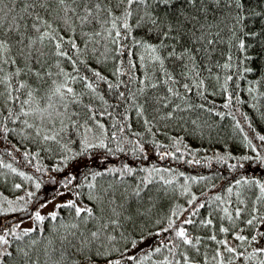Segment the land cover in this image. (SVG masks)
Masks as SVG:
<instances>
[{"label":"snow or ice","instance_id":"obj_1","mask_svg":"<svg viewBox=\"0 0 264 264\" xmlns=\"http://www.w3.org/2000/svg\"><path fill=\"white\" fill-rule=\"evenodd\" d=\"M250 3L251 0H0V135L6 137L18 133L22 139H30L39 145H56L66 153L62 158L65 165L74 161L89 169L92 181L106 175L116 178L107 188L89 182L86 185L88 203H83L82 194L75 192L77 199L56 206L74 213L73 222H61L59 227H53L56 236L55 240L46 238L44 264H121V259L113 256L119 251L117 234L121 240H130L132 247L143 241V236L138 241L130 239V234L125 232L129 226L135 228L140 218L151 214L153 197L147 193L150 192L148 185L152 183V174L172 170L141 168L140 171L148 173L140 181L143 187L121 188L124 177L133 176L137 171L134 167L124 163L121 167L91 171L93 166L87 161L96 156L104 163L109 154L124 152L129 143L135 144L134 153L145 151L142 144L128 136L132 132V113L143 121L145 131L151 133L154 120L176 119L177 112L186 110L181 104L174 103L173 98L185 100V97L173 87L178 80L169 70L168 62L179 61L185 69L183 75L187 76L190 71L198 77L199 54L203 52L211 60L215 50L212 46L224 44L229 52L237 48L245 54L244 60L237 61L238 68L244 65V74L255 71V62L247 55L250 45L246 40L258 38L261 33L248 31L247 19L264 16V9L258 12L250 7ZM94 63L97 67H93ZM109 63L112 70L105 75L101 68ZM81 66L91 72V77L81 71ZM216 67L230 70L232 56L228 55L222 65L217 62ZM207 71L211 76V67H207ZM232 79V75H226L221 86L225 92ZM169 84L173 86L162 89L163 85ZM204 84L201 79L197 87L203 89ZM77 85H80L79 90ZM182 87L186 92L192 91L187 83ZM199 95L203 96L204 91ZM230 102L231 98L224 107H229ZM192 107L191 103L187 104V109ZM165 109L167 111H163ZM6 122L18 124L19 128H10ZM132 135L140 134L132 132ZM259 140L264 142V135L259 136ZM113 143L115 148L110 146ZM73 144H78L79 149L73 151L70 146ZM247 146L256 153L254 157L236 158L228 153L218 155L217 160L227 163L229 159H235L236 163L228 165L230 170L243 169L244 162L253 160L264 165V155L252 147L251 141ZM169 155L172 154L160 153L161 158ZM7 167L11 168V165ZM75 179L69 174L63 187L71 191ZM85 179H88L87 175ZM161 179L166 185L173 183ZM199 179L209 178L201 176ZM191 180L196 182L197 178L193 176ZM234 186L241 189L235 193V201L216 195L210 203L219 202L217 209L222 212L218 217L221 222L218 233L232 235L240 244L233 247L228 239H218L216 233L206 237L192 235L186 225L213 226L211 212L209 218L199 222L193 219L206 206L199 203L179 224L180 214L174 210L167 227L156 232L157 236L161 232L170 234L153 249L155 253H161L162 249L168 253L158 264H237L241 260L245 264H264V244H260L264 231L249 235L242 234L243 229L236 231L238 220L249 227H255L259 220L264 226V214L257 207V204L264 206V182L242 177L235 180ZM250 189L258 190L259 194L253 193L255 202L250 209L251 218L242 220L248 211L243 207L245 199L242 197L245 190ZM226 191L231 197L233 186ZM184 192H188L187 187ZM146 195L151 206L144 203ZM197 199L192 195L188 204H195ZM226 204L233 206L230 209ZM33 218L37 224H43L46 219L57 221L58 214L53 211L45 217L36 211ZM224 221L230 226H224ZM18 227L0 234V264H8V261L11 264H38L34 258L38 253L30 245L10 250L9 236L22 240L37 230L24 229L17 234ZM60 229H64L63 234ZM205 239L214 242L216 248L210 260L205 256L201 261L196 256L200 254L201 245L207 247ZM35 244L37 241L32 240L31 245ZM244 245L253 247L250 251L240 250ZM120 255L123 257L124 253ZM151 256L152 252H149L142 259L150 260ZM126 259L137 261L134 255Z\"/></svg>","mask_w":264,"mask_h":264},{"label":"trees","instance_id":"obj_2","mask_svg":"<svg viewBox=\"0 0 264 264\" xmlns=\"http://www.w3.org/2000/svg\"><path fill=\"white\" fill-rule=\"evenodd\" d=\"M22 6V5H20ZM250 7L261 11L264 9V0H251ZM247 30L261 33L258 38L248 37L246 43L250 45L247 55L254 60L255 71L244 74L243 66L237 67L238 60H244V55L237 48L228 51L224 44L212 46L215 50L211 60H208L203 52L199 54L197 61L201 67L197 68L200 75L197 77L189 71L187 76L182 73L185 71L183 65L179 61L168 62L167 66L173 75L178 80L176 85H163L162 89L173 86L185 100L174 99V103L181 104L186 110L177 112L176 119L172 120H154L153 131L151 133L145 131V126L142 120L135 117L132 113V132L139 133V136L128 133V136L133 141H138L143 145L145 151L143 153L135 152V144L129 143L125 146L124 152H118L115 155L109 154L107 160L101 163L99 158L94 156L87 162L93 167L91 171L101 170L106 167L115 166L121 167L124 163L134 167L137 171L133 176H125L123 187H136L140 185V181L148 176L147 172L140 171L141 168L171 169L170 172L161 171L152 174V183L148 185L150 192L147 195L153 197L152 211L150 215L144 216L137 221V226L132 228L129 226L126 235L130 234V239L135 238L143 241L138 243L136 247H132L129 241L119 239L116 243V248L119 251L114 252L113 256L121 259V264H158L164 255H168L167 251L162 249L161 253H155L153 249L159 245L161 240H167L169 233L161 232L159 236L156 232L167 227L168 219L175 210L180 214L179 224L183 219L187 218L190 212L199 203H205V208L199 210V213L193 217L197 222L204 218H209V213H212L213 226L204 228L196 225H186L190 233L194 236L199 235L206 237L209 234L216 233L218 239L226 238L233 242V247H236L240 242L234 240L232 235L218 233L220 221L218 217L222 215L217 209L219 202L210 203L212 197L220 195L230 201H235V193L241 189L234 186L236 179L246 177L249 179H259L264 182V165H259L253 161H247L243 169L230 170L228 165L236 163L235 159H229L227 163L217 160L218 155H226L230 153L233 157L255 156L251 147L247 146L248 141H251L252 147H255L261 155H264V142L259 140V136L264 135V16H249L247 19ZM223 53V54H222ZM232 56L233 67L230 70L216 67V63L221 65L225 63L226 57ZM248 64V61L244 62ZM211 67V76L207 71V67ZM93 67H97L94 63ZM191 65H189V69ZM71 71V68H68ZM112 65L109 63L106 67L101 68L105 75L110 74ZM81 71L91 77V72H88L83 66ZM226 75H232L233 79L227 84V92L221 87L224 84ZM219 77V79H217ZM205 81L204 88L197 87L199 80ZM187 83L192 91L186 92L182 87ZM77 90L80 85H77ZM103 87V86H102ZM251 89V91H250ZM204 91V95L200 96L199 92ZM231 102L229 107L225 108L224 104ZM191 103L193 107L187 109V104ZM203 105V107H200ZM167 111V109L163 110ZM223 114V115H221ZM182 117V118H180ZM247 117V119H245ZM151 119V115H148ZM8 127L19 128V125H13L6 122ZM111 123V121H108ZM239 123V127H237ZM162 147H156V145ZM73 151L79 149L78 144L70 145ZM115 148V143L110 145ZM49 147L51 150H48ZM102 151V150H101ZM25 153H28L27 157ZM160 153H171L172 155L161 158ZM66 153L56 145H39L33 143L32 140L22 139L18 133H10L6 137L0 135V234L5 230H11L19 221L33 216L38 207L44 204L51 198H54L58 193L68 190L63 187L65 177L69 174L76 177L71 187L73 200L77 199L75 192H80L83 203H88L87 184L89 182L102 185L107 188L109 184L116 179L113 175L98 177L95 181L91 180L89 175L90 170L74 161H69L67 165L63 162V156ZM35 157V158H34ZM200 161L196 163L195 161ZM192 161V163H189ZM11 165V168L7 167ZM40 169L37 171V169ZM12 169H16L15 172ZM24 173L23 176L19 173ZM183 173V175H180ZM88 179H85V176ZM196 177V182L191 180V177ZM201 176L209 179L201 180ZM30 177V179H29ZM188 178L187 180L185 178ZM172 180V184H164L162 179ZM40 187L37 188L36 185ZM16 185H20L19 188ZM74 185H79L75 187ZM233 186V194L229 197L227 188ZM188 188V192H184V188ZM31 193L32 195H29ZM258 195V190H245L244 196L245 207L248 211L245 212L242 220L251 218L250 209L255 202V195ZM145 196V205H149ZM195 195L198 199L193 205H189L188 201L191 196ZM23 198V199H21ZM230 209L232 204H226ZM260 213L264 214V206L257 204ZM187 209V212H183ZM58 220L52 221L46 219L43 224H37L31 228H36V231L30 233L29 236L22 240H16L9 236L11 249L15 250L17 246L30 245L34 252L38 254L34 256L38 260V264H44L43 248L47 244V239L55 240L56 234L52 231L53 227H59L61 222H73V215L67 208L57 209ZM45 217H48L45 216ZM175 219V217H172ZM159 221V223H157ZM224 226H230L228 221H224ZM238 227L236 231L243 229L242 234L249 235L257 234L259 231H264L260 221L256 222L255 227H249L241 220L236 221ZM23 228H16V233L23 232ZM63 234L64 229H60ZM151 233V234H150ZM47 238V239H46ZM36 240L37 244L31 245V241ZM207 247L200 246V254L196 259L203 261L205 256L211 259L213 250L216 244L212 241H204ZM260 244H264V239L260 240ZM253 245H244L240 250L250 251ZM127 249V250H126ZM191 251V250H190ZM149 252H152L150 260L142 258ZM121 253L124 256L121 257ZM195 255L194 253H192ZM134 255L137 261H128L127 256ZM179 258V257H177ZM11 264V261H8ZM237 264H245L243 260L237 261Z\"/></svg>","mask_w":264,"mask_h":264},{"label":"rangeland","instance_id":"obj_3","mask_svg":"<svg viewBox=\"0 0 264 264\" xmlns=\"http://www.w3.org/2000/svg\"><path fill=\"white\" fill-rule=\"evenodd\" d=\"M61 193H63V194L61 195ZM70 199L73 200L72 191H69V190L61 191L54 198H51L48 201H46L44 204H42V205H45L44 207L39 206L36 211H40L41 215L47 216L49 213H51L53 211H55V212L57 211L58 208L56 206L58 204L66 203ZM33 216L27 217V218L19 221V223H18L19 228L31 229L36 223ZM263 228H264V226H263ZM230 243H231V246H233L234 243L231 241H230Z\"/></svg>","mask_w":264,"mask_h":264}]
</instances>
